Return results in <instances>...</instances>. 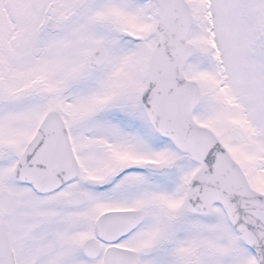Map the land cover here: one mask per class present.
Listing matches in <instances>:
<instances>
[{
  "label": "snow or ice",
  "instance_id": "6c2138e0",
  "mask_svg": "<svg viewBox=\"0 0 264 264\" xmlns=\"http://www.w3.org/2000/svg\"><path fill=\"white\" fill-rule=\"evenodd\" d=\"M0 264H264V0H0Z\"/></svg>",
  "mask_w": 264,
  "mask_h": 264
}]
</instances>
